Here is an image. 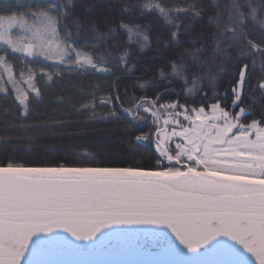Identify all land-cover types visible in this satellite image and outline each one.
<instances>
[{
    "label": "snow or ice",
    "instance_id": "1",
    "mask_svg": "<svg viewBox=\"0 0 264 264\" xmlns=\"http://www.w3.org/2000/svg\"><path fill=\"white\" fill-rule=\"evenodd\" d=\"M211 2L215 11L206 19L202 0L127 2L119 21L105 31L90 22L96 46L88 51L71 43L84 31L72 11L74 0H8L0 7V94L13 95L24 117L30 114V97L42 95L39 81H52L61 72L20 65L17 77L13 61H52L100 73L109 72L105 64H113L131 72V49L150 43V25L136 22L143 10L156 12L170 26V45L179 44L182 31H191L181 16L204 19L207 29L195 41L199 47L174 55L168 71L159 72L162 79L170 78L169 84L182 83L180 94L192 104L178 99L161 103L166 88L128 108L120 105L129 129L145 127L151 118L154 131L141 132L135 141L155 137L159 159L152 168L0 163V264H264V104L258 115L253 109L258 99L264 100V77L257 84L261 96L253 94L247 106H242L247 63L232 88L231 109L215 94L225 64L251 58L254 66L259 56L264 66V0ZM126 14L132 17L128 22ZM100 44L109 47L101 53ZM118 100L119 95L99 100L93 95L81 107L94 110ZM102 119L123 117L113 107ZM113 244L151 258H62Z\"/></svg>",
    "mask_w": 264,
    "mask_h": 264
},
{
    "label": "trees",
    "instance_id": "2",
    "mask_svg": "<svg viewBox=\"0 0 264 264\" xmlns=\"http://www.w3.org/2000/svg\"><path fill=\"white\" fill-rule=\"evenodd\" d=\"M127 2L139 4L143 3V0H74L72 11L83 21L84 31L71 43L85 51L95 47L92 32L88 29L90 22H95L100 31H105L109 24L119 21L121 6ZM7 3L8 0H0V7L6 6ZM202 3L205 6L206 19L208 14L215 11V7L211 0H202ZM140 11H142L140 8L136 9L137 13ZM143 11L144 15H140L136 22L150 25V43L142 50L135 47L131 49L130 63L135 62V69L131 72L124 71L121 65L113 64H105L104 67H107L109 72L100 73L76 71L46 61L36 65L24 59L13 61L17 77L20 65L35 67L37 70L45 67L49 71L61 72V75L54 76L52 81L47 79L39 81L42 95L30 97L28 117L21 114L23 109L18 108L13 95L0 94V163L16 162L29 166L91 163L93 166L98 164L146 169L156 165L159 155L155 148L154 136L146 141H135V136L141 132L154 131L151 118L149 117L147 126L129 129L127 117L121 111L120 105L128 108L134 100L145 96L155 97L166 88L168 94L163 96L161 103L178 99L180 103L192 104L191 99H186L180 94L182 83L169 84L170 78L162 79L159 72L168 71L169 60L174 55L185 49L199 47V43L195 41L207 29L204 19L192 20L181 16L182 24L190 25L191 31H182L179 44L170 45L168 43L170 26L166 25L156 12ZM131 19L132 17L126 14L125 22ZM256 27L259 28L258 25ZM253 37L259 40V32H253ZM204 42L207 41L201 40V43ZM108 47V44H100L99 52L103 53ZM232 55L236 56L238 52L234 51ZM255 60L254 66L251 58H241L239 61L224 65L215 88V94L221 99L223 106L232 108V88L238 79L239 68L245 63L249 65V71L243 97L245 104L242 106L251 104L249 97L253 94L257 98L261 96L257 84L264 77L262 71L264 66L261 65L259 56ZM93 95L97 100L109 95L113 97L119 95L120 100L107 107L97 104L94 110H84L81 105L87 103ZM208 95L211 97L214 93L208 92ZM200 102L201 96L197 95L195 104L198 105ZM260 104H264V100L258 99V103L253 106L257 115ZM113 107L123 119L105 122L102 115ZM93 111L97 114L95 117ZM251 118L255 116L249 117ZM85 152L91 155H85Z\"/></svg>",
    "mask_w": 264,
    "mask_h": 264
},
{
    "label": "water",
    "instance_id": "3",
    "mask_svg": "<svg viewBox=\"0 0 264 264\" xmlns=\"http://www.w3.org/2000/svg\"><path fill=\"white\" fill-rule=\"evenodd\" d=\"M162 122V121H161ZM155 140V137H154ZM63 259L80 261V262H93V261H134L141 259H150L151 257L143 256L121 248L113 244L110 247L94 253H82L76 255H65Z\"/></svg>",
    "mask_w": 264,
    "mask_h": 264
},
{
    "label": "rangeland",
    "instance_id": "4",
    "mask_svg": "<svg viewBox=\"0 0 264 264\" xmlns=\"http://www.w3.org/2000/svg\"><path fill=\"white\" fill-rule=\"evenodd\" d=\"M46 62H51L53 63L52 61H46ZM55 64V63H54ZM169 131H170V127H169ZM176 142V138L173 139V141L171 142L172 143V146L174 147V143Z\"/></svg>",
    "mask_w": 264,
    "mask_h": 264
}]
</instances>
